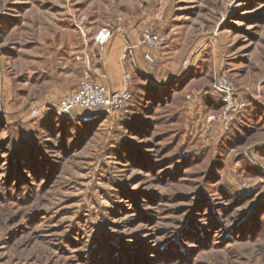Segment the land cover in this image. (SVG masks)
Wrapping results in <instances>:
<instances>
[{
  "label": "rangeland",
  "instance_id": "rangeland-1",
  "mask_svg": "<svg viewBox=\"0 0 264 264\" xmlns=\"http://www.w3.org/2000/svg\"><path fill=\"white\" fill-rule=\"evenodd\" d=\"M100 32L128 111L56 116ZM0 264H264V0H0Z\"/></svg>",
  "mask_w": 264,
  "mask_h": 264
},
{
  "label": "built area",
  "instance_id": "built-area-1",
  "mask_svg": "<svg viewBox=\"0 0 264 264\" xmlns=\"http://www.w3.org/2000/svg\"><path fill=\"white\" fill-rule=\"evenodd\" d=\"M109 33L100 32L96 38L100 43L107 40ZM165 43V37L161 34L154 33L152 31H146L142 34L140 44L144 46V58L147 61H152V52L157 50ZM122 57L126 56V53H130V48L126 49ZM125 78L122 84L116 89H108L102 85H99L94 81L88 72H85V76L79 80V82L68 92V94L58 98V100L50 106V109L58 117H66L73 111L78 109L88 110H100L107 109L114 112H127L129 108V102L131 99L130 79L131 75L125 72ZM222 92L230 93L227 88H222ZM232 108L231 112L229 111ZM40 109H32V115H38ZM235 111L234 103L227 101V106L224 111V118L226 121L232 119L231 114Z\"/></svg>",
  "mask_w": 264,
  "mask_h": 264
},
{
  "label": "crops",
  "instance_id": "crops-1",
  "mask_svg": "<svg viewBox=\"0 0 264 264\" xmlns=\"http://www.w3.org/2000/svg\"><path fill=\"white\" fill-rule=\"evenodd\" d=\"M133 43L134 42L132 41L130 44L125 36L111 35L107 40V44L103 45L102 47V56L97 66L94 64L91 67V58H88L87 55L82 57V64H84L83 70H85V72L90 71V76L99 85H102L108 89L118 88L123 80L124 72L121 56L125 48L129 46V44L133 46ZM138 54V49H133L132 55H129L127 62L130 64L131 62L136 61L138 64H140L141 62ZM76 81L77 80H65L58 90L53 92H44L41 94H49L51 96H57V98H61L62 96L68 94L72 86L78 82Z\"/></svg>",
  "mask_w": 264,
  "mask_h": 264
},
{
  "label": "trees",
  "instance_id": "trees-1",
  "mask_svg": "<svg viewBox=\"0 0 264 264\" xmlns=\"http://www.w3.org/2000/svg\"><path fill=\"white\" fill-rule=\"evenodd\" d=\"M56 119H61V118H56Z\"/></svg>",
  "mask_w": 264,
  "mask_h": 264
}]
</instances>
